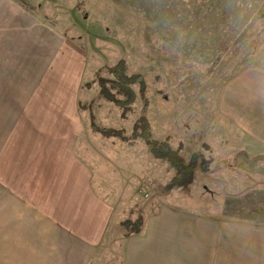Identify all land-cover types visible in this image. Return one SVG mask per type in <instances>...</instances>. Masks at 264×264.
Returning <instances> with one entry per match:
<instances>
[{
  "label": "rangeland",
  "instance_id": "rangeland-1",
  "mask_svg": "<svg viewBox=\"0 0 264 264\" xmlns=\"http://www.w3.org/2000/svg\"><path fill=\"white\" fill-rule=\"evenodd\" d=\"M26 1L76 40L87 57L79 94L84 130L75 150L93 166L98 192L115 209L92 264H122L127 231L120 223L162 202H189L185 206L194 209L209 200L226 222L264 227V148L219 106L228 80L249 66L264 69V0ZM122 59L130 74L143 75L148 98L145 108L138 96L127 117L103 97L99 85L100 77L112 79L107 67ZM142 113L156 138L181 148L186 159L199 153L209 161V171L198 170L188 188L167 190L174 170L132 136ZM91 114L99 126L123 130L128 140L93 131ZM31 126H38L36 119ZM17 188L24 193L20 183ZM36 258L25 249H0V264L52 259L40 256L37 263Z\"/></svg>",
  "mask_w": 264,
  "mask_h": 264
},
{
  "label": "crops",
  "instance_id": "crops-1",
  "mask_svg": "<svg viewBox=\"0 0 264 264\" xmlns=\"http://www.w3.org/2000/svg\"><path fill=\"white\" fill-rule=\"evenodd\" d=\"M86 59L57 23L0 0V249H25L37 263L92 264L115 217L75 150ZM219 106L264 148V69L228 80ZM188 203L145 213L142 232L124 238L122 264H264V227L226 222L209 200Z\"/></svg>",
  "mask_w": 264,
  "mask_h": 264
},
{
  "label": "trees",
  "instance_id": "trees-1",
  "mask_svg": "<svg viewBox=\"0 0 264 264\" xmlns=\"http://www.w3.org/2000/svg\"><path fill=\"white\" fill-rule=\"evenodd\" d=\"M15 1L21 4L26 10L38 15L35 7L30 5L26 0ZM81 13L85 18L86 13L83 11H81ZM107 69L112 75V79L100 77V92L105 99L122 108L123 117H127L132 111V105L137 101L138 96L145 100L144 107L146 108L148 106V98L144 97L146 84L142 74H130L124 59L107 67ZM108 82L112 83V88L108 86ZM86 86L89 87V84H86ZM136 87H138L139 91H137L138 89H136ZM83 106L84 105L80 101V107L83 108ZM94 118L93 114H91L90 126L92 130L100 132L104 136L117 135L124 141L128 140L123 130H113L104 126H99ZM132 136L140 138L147 145L150 154L154 158L165 161L174 170V175L166 186L167 190L176 187L188 188L194 182L198 170L203 172L209 171V161L201 158L199 153H193L189 159H186L181 153V148L173 146L168 139L161 140L156 138L146 113H142L134 123ZM120 226L127 231L126 237L131 234L141 233L144 228V216L140 214L136 220L126 219L120 223Z\"/></svg>",
  "mask_w": 264,
  "mask_h": 264
}]
</instances>
